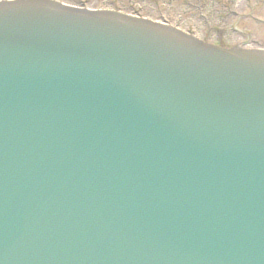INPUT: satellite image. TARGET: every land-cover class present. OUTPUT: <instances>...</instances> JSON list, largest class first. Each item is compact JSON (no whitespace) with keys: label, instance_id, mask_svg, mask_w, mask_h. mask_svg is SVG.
<instances>
[{"label":"water","instance_id":"water-1","mask_svg":"<svg viewBox=\"0 0 264 264\" xmlns=\"http://www.w3.org/2000/svg\"><path fill=\"white\" fill-rule=\"evenodd\" d=\"M26 50L49 65L46 72L54 81L64 80L66 89L49 92L47 112L53 119H48L52 131L46 135L21 142L18 129L0 118L5 129L0 130V185L6 186L7 214L5 225L0 224V264H54L50 250L55 245L54 254L68 256L61 264H222L225 243L209 242L205 228L192 224L204 215L203 208L184 199L182 180L168 163L185 158L184 152L195 145L210 149L209 138L198 131L166 133L150 124L139 126L135 112L151 102L157 118L188 115L213 130L216 121L264 120V52L202 45L114 12L46 0L0 3V72L10 71L4 65ZM65 62L122 67L129 77L123 84L139 85L144 100L133 88L122 95L109 85L93 95L75 89ZM126 62L158 74V85H143ZM9 66L20 67L14 62ZM27 71L11 79L12 95L22 87L40 86L38 81L22 83ZM128 98L135 99L134 106ZM8 103L12 99H0V107ZM57 107L71 112L57 115ZM67 115L71 119L61 121ZM102 116L112 125L88 120ZM81 120L88 122L76 126ZM35 132L33 127L27 131ZM79 146L89 149L74 155ZM221 146L235 151L238 143ZM234 155L238 153L227 156ZM30 156L46 162L32 165ZM157 167L168 172L158 173ZM209 218L231 226L238 214ZM254 237L249 230L235 237L244 244L239 242L242 252L256 255Z\"/></svg>","mask_w":264,"mask_h":264},{"label":"rangeland","instance_id":"rangeland-1","mask_svg":"<svg viewBox=\"0 0 264 264\" xmlns=\"http://www.w3.org/2000/svg\"><path fill=\"white\" fill-rule=\"evenodd\" d=\"M165 23L210 44L264 48V0H57Z\"/></svg>","mask_w":264,"mask_h":264}]
</instances>
